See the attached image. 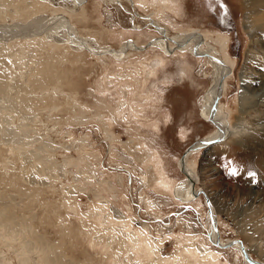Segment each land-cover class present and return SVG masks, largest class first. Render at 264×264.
I'll list each match as a JSON object with an SVG mask.
<instances>
[{"label": "rangeland", "instance_id": "1", "mask_svg": "<svg viewBox=\"0 0 264 264\" xmlns=\"http://www.w3.org/2000/svg\"><path fill=\"white\" fill-rule=\"evenodd\" d=\"M0 1V264H143L136 239L152 242L157 264H184L185 246L204 255L199 264H247L238 247L212 243L207 208L222 242L238 239L264 264V16L255 0H45L47 11L78 12L73 37L88 50L71 45L65 23L43 46L31 38L45 32H9L50 16L35 1ZM222 9L231 30L216 24ZM155 24L169 37L199 33L204 50L233 67L217 103L229 136L187 158L202 189L192 200L175 196L190 186L179 158L216 129L201 111L214 62L156 44L119 59L92 52L130 38L142 46L161 35ZM242 71L251 74L243 96Z\"/></svg>", "mask_w": 264, "mask_h": 264}, {"label": "bare ground", "instance_id": "2", "mask_svg": "<svg viewBox=\"0 0 264 264\" xmlns=\"http://www.w3.org/2000/svg\"><path fill=\"white\" fill-rule=\"evenodd\" d=\"M33 1L36 2L35 7L37 9H39L44 14L49 15L50 20H52V19H54V20L50 21L47 19L48 21L46 20L44 23H42L41 25H38L35 28L33 27L34 25L30 26L27 24L28 25L27 26L25 24H12V25L8 26V28L10 29L9 32H13V31L16 32V30L17 31L19 30L20 34H22L20 31H23V33L28 32L27 34L29 35V33L32 31V33L35 34V36H36V34H40V35L42 34L43 35V33L45 32V34L43 36H36L34 38H31V40L34 43H36L40 46L41 45L43 46L44 43L46 44L45 40L48 37L46 34L49 32L50 33L54 32L56 28H59L62 25L64 26V23H65V25H66L65 31L67 32V34L69 36H71V37H69V41H70L71 45H74V46L75 45H77V46L82 45V46H85L86 47L85 49L88 50V48H89V47H87L88 44H85V42H84L85 38H82V36H80L78 34H77V36L79 38H77V36H76V38L73 37L74 36L73 35V32H74L73 29L74 28L70 22V18L77 16L78 12L68 13V11L71 12V10H68L66 8L60 9V10L51 9L50 11H47V8L43 6L44 2L48 3L47 1H45V0H31V2H33ZM75 1L78 4L81 3L79 5V7H82L84 5V3L86 4V2L88 0H75ZM142 1L144 2V0H142ZM0 2L3 3V1H0ZM164 3H163V5L161 4V7H160L161 10H164L166 7L165 6L166 4H164ZM254 3L257 6V9L260 10L264 16V0H255ZM147 19L150 20V18H147ZM69 22L71 24L70 26H69ZM51 23H52V25H51ZM155 28L158 30V32L161 35H158L157 37L152 38L151 40H149L146 44H144L142 46H138L135 43V41L132 38H130V39L124 41L123 47L122 48L118 47L119 49L114 48V47H107V48L105 47V48H102V50L97 51V52L95 50H93V48H90L89 51L92 49L93 50L92 52H94V53H102V52L105 54L110 53V54H112L113 58L119 59V58H125L124 56L128 57V56H130V54H132L133 51L142 50L145 46L156 44L157 46L162 47L164 49V51L166 53H169V54L174 52L175 50L186 49L189 52L196 54L197 56L207 58V59L211 60L212 62H214L216 75L214 76L213 81L209 85V88H208L209 93L207 94V97L205 98L206 100L202 103L201 111H202V115H203L204 119L209 120L212 124H214L216 129L207 137L202 138V139H197L194 143H192L190 146H188L184 150V152L182 153L183 157L179 158L180 170L186 176L187 186L188 185H190V186H189V190L186 191L185 195L183 194V196H182V194L181 195L177 194L175 196L177 198L183 199V201L184 200H192L198 196V194L201 192L202 189H200V188L195 189L194 188L196 178L194 176L193 167L190 165L189 161H187V158L192 151H196L199 147H203L204 145H210L212 143L219 142V141L224 139L223 138L224 135L229 136L230 131L227 128L225 121L221 118L220 113H218L217 103H218V97L221 95L223 87H224L225 78L228 76V74H230V72L233 71V67L231 64L227 63L224 59H221L218 56H215L214 54L209 53L208 52L209 50H204L203 44H206L205 39H204V37L200 36V34L196 33L195 31H191V30L182 31L179 34L174 35V37H169V35L166 34V32H165L166 29L163 26L155 24ZM5 31H7V30H3L2 32H5ZM17 34H18V32H17ZM20 34H18V35L20 36ZM74 34H75V32H74ZM18 35H16V36H18ZM25 35L26 34H22V37L21 36L20 37L26 38V37H24ZM221 35L225 36L223 34H221ZM225 37L227 38V36H225ZM226 40L228 41V38ZM69 41H67V42L69 43ZM212 43H214L215 47L219 48V50L221 49V47L217 44V40H215V42L212 41ZM14 45H17L15 47H18V48L21 47V43H14ZM13 46H9L7 48L12 49V48H14ZM107 55H109V54H107ZM107 55H104V56H107ZM112 56L110 55L109 57H112ZM44 69L46 70L47 67H44ZM39 72H41V73H39ZM37 73H39V75L40 74L42 75V69L38 68ZM37 73H32V75H33L32 78L38 79ZM248 75H251V74H249V73L246 74L244 71H242V73H241V89H240L241 96L246 95V93L248 91H250V89H248L244 85V83H247V81H248V79H247ZM262 82H263V80H262ZM250 83H252V82H250ZM258 85L259 86L262 85V84L260 85V82L258 83V80H257V82H255V84L254 83L252 84L253 88L258 86ZM241 105H242V103H241ZM107 137H109V136H107ZM212 140H213V142L209 143V144H203L202 143V142H207V141H212ZM205 194H202V195H203V197L206 198ZM206 201L208 202L207 199H206ZM207 202H206V206L208 205ZM207 211H208V208H207ZM207 214H208V217L210 219V224H211V232L209 233V238L213 244H215L216 246H218L220 248H228V247H235L236 246L239 248L240 254L242 255V257H244V260L247 264H263L262 262H260L256 259L250 257L249 255H247V253L245 251V245L242 244L241 242H238L237 241L238 239H233V240H228L226 242H222L220 240V237L218 234L216 217H214L212 215V213L209 211ZM130 240L131 239H126V240L120 242V245L118 247V254L121 255V253L124 250L125 251L127 250L126 248H127V245L128 246L130 245ZM133 241H135V238L133 239ZM140 241H141V244L136 239V244H138V248L137 247L133 248L136 251L135 256H136L137 260L139 261V263L157 264L156 258L158 257L159 253L156 250H154L155 252H152V249L150 248L152 245V242H150L149 239H143ZM131 244H133V243H131ZM188 246H193V245H188ZM185 247L187 248V250L185 252H180L179 259H183L184 264H199L198 261L195 262V259L198 257H204V255H202V254L201 255H194L193 252H191L187 246H185ZM241 247L244 250V255L241 251ZM115 249H116V247H115ZM199 249H200V247H199ZM134 250H132L131 252H133ZM192 259H193V263L191 262ZM174 260H175L174 258H170V259L163 261L162 264H172V262H174ZM177 263H178V261L175 262V264H177ZM181 263L182 262L180 261L178 264H181ZM50 264H56V261L51 260ZM117 264H119V263H117ZM128 264H130V263H128Z\"/></svg>", "mask_w": 264, "mask_h": 264}, {"label": "flooded vegetation", "instance_id": "3", "mask_svg": "<svg viewBox=\"0 0 264 264\" xmlns=\"http://www.w3.org/2000/svg\"><path fill=\"white\" fill-rule=\"evenodd\" d=\"M214 18L216 20L218 28H221L222 30H231V22L223 9L219 14H214Z\"/></svg>", "mask_w": 264, "mask_h": 264}, {"label": "water", "instance_id": "4", "mask_svg": "<svg viewBox=\"0 0 264 264\" xmlns=\"http://www.w3.org/2000/svg\"><path fill=\"white\" fill-rule=\"evenodd\" d=\"M213 142V140L212 141H207V142H202L203 144H209V143H212ZM183 157V155L181 156V158ZM205 201H206V199H205ZM207 202V201H206ZM208 211L209 212H211L210 211V209H208ZM241 251H242V253H243V255H244V250H243V248L241 247Z\"/></svg>", "mask_w": 264, "mask_h": 264}]
</instances>
